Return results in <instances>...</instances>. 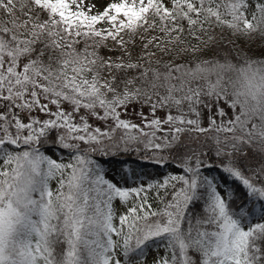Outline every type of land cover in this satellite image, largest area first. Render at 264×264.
<instances>
[{"label": "snow or ice", "instance_id": "6c2138e0", "mask_svg": "<svg viewBox=\"0 0 264 264\" xmlns=\"http://www.w3.org/2000/svg\"><path fill=\"white\" fill-rule=\"evenodd\" d=\"M92 7L0 0V264H264V0Z\"/></svg>", "mask_w": 264, "mask_h": 264}, {"label": "rangeland", "instance_id": "374dc122", "mask_svg": "<svg viewBox=\"0 0 264 264\" xmlns=\"http://www.w3.org/2000/svg\"><path fill=\"white\" fill-rule=\"evenodd\" d=\"M78 2H79V0H78ZM109 2H113V0H83V5L85 6V11H87V6H93L94 5V7H92V11H91L90 14H97L98 12H102L104 7ZM104 26L106 27L107 25H104ZM210 34L214 36V40L212 42L214 44H219L222 41H228V42H233L234 41L235 45H238L239 47H242V48L246 47V41L244 39H240V38L232 36L231 33L228 30L216 29L214 32H212ZM204 39H207V37L205 36ZM194 42L195 41H193V43ZM259 43H260V41H259V39H257L255 44L252 45V46L256 47L257 45H259ZM81 47H83V45H81ZM239 67L240 66H237V68H239ZM230 75L233 78H235L236 73L233 72V73H230Z\"/></svg>", "mask_w": 264, "mask_h": 264}, {"label": "trees", "instance_id": "16d2710c", "mask_svg": "<svg viewBox=\"0 0 264 264\" xmlns=\"http://www.w3.org/2000/svg\"><path fill=\"white\" fill-rule=\"evenodd\" d=\"M212 45L213 46L223 47L225 50H228V49L234 47V45H232L231 42H228V41H222L219 44L212 43ZM252 50L255 51V58H260V52L261 51H264V49L262 50V49H259L257 47H253V46H252ZM237 66H240V63L239 62H237Z\"/></svg>", "mask_w": 264, "mask_h": 264}]
</instances>
